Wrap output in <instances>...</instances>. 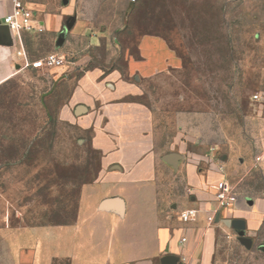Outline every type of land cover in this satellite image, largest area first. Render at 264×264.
Returning <instances> with one entry per match:
<instances>
[{
    "label": "rangeland",
    "instance_id": "rangeland-1",
    "mask_svg": "<svg viewBox=\"0 0 264 264\" xmlns=\"http://www.w3.org/2000/svg\"><path fill=\"white\" fill-rule=\"evenodd\" d=\"M60 2L43 6L57 10ZM70 3L88 42L66 62L84 57L83 71H108L129 53L147 62L149 91L170 100L191 149L236 162L257 154L264 114L253 96L264 92V0ZM90 34L101 38L91 42ZM50 70L31 65L0 88V264H35L30 231L38 251L44 227L73 224L81 187L99 167L89 134L62 115L55 81L50 98ZM223 252L222 264H264V229L254 244L228 242Z\"/></svg>",
    "mask_w": 264,
    "mask_h": 264
},
{
    "label": "crops",
    "instance_id": "crops-1",
    "mask_svg": "<svg viewBox=\"0 0 264 264\" xmlns=\"http://www.w3.org/2000/svg\"><path fill=\"white\" fill-rule=\"evenodd\" d=\"M21 1L36 12L44 32H23L20 42L4 23L13 0H0V88L27 62L79 51L87 40L88 27L70 0L67 5L57 0V10H46L44 0ZM37 35H44L40 43ZM88 38L94 42L101 36ZM83 60L48 74L60 90L62 115L76 117L78 130L89 134L85 143L99 167L81 187L73 224L44 227L46 244L38 251L37 232L30 231L35 264L40 259L41 264H179L182 257L188 264H222L226 243L254 244L264 229V134L257 154L239 162L197 153L183 139L170 100L149 91L147 62L126 53L111 70L83 71ZM259 104L264 114V102ZM220 181L235 189L232 208L220 209L215 200ZM187 210L200 212L184 222L180 215ZM208 210H219L213 224Z\"/></svg>",
    "mask_w": 264,
    "mask_h": 264
},
{
    "label": "built area",
    "instance_id": "built-area-1",
    "mask_svg": "<svg viewBox=\"0 0 264 264\" xmlns=\"http://www.w3.org/2000/svg\"><path fill=\"white\" fill-rule=\"evenodd\" d=\"M36 12L29 9L21 0H13V10L6 15L4 18V23L9 27L10 31L16 36L20 42L22 41L23 32H44V25L36 22L35 20ZM67 60V54L65 53H52L44 58L37 60L33 63L27 62L26 67L31 65L38 66H47L49 68H56L64 66ZM253 100L259 103L264 102V92H257L253 96ZM257 160H260L257 158ZM219 171L224 173V167L220 166ZM215 189V200L219 203L220 209L232 208L236 202V192L235 189L226 181H220L214 185ZM200 210H187L181 213L180 218L184 222H189L192 220ZM208 222L210 224L215 223L216 215L219 213V210H208ZM185 241V239H184ZM179 264H188V259L182 257Z\"/></svg>",
    "mask_w": 264,
    "mask_h": 264
},
{
    "label": "water",
    "instance_id": "water-1",
    "mask_svg": "<svg viewBox=\"0 0 264 264\" xmlns=\"http://www.w3.org/2000/svg\"><path fill=\"white\" fill-rule=\"evenodd\" d=\"M68 2H69V0H64L65 5H67ZM6 36H8V35L6 34ZM5 38H6L5 40L7 41L8 40L7 37H5ZM246 243H248L249 245H252V242L250 240H246Z\"/></svg>",
    "mask_w": 264,
    "mask_h": 264
}]
</instances>
